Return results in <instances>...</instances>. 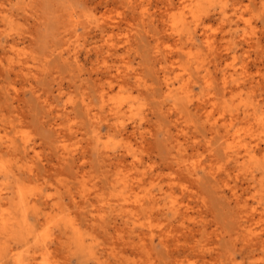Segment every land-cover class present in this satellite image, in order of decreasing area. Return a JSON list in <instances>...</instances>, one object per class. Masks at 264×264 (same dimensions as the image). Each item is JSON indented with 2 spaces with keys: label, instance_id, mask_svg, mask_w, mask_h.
Masks as SVG:
<instances>
[{
  "label": "rangeland",
  "instance_id": "374dc122",
  "mask_svg": "<svg viewBox=\"0 0 264 264\" xmlns=\"http://www.w3.org/2000/svg\"><path fill=\"white\" fill-rule=\"evenodd\" d=\"M263 119L264 0H0V264H264Z\"/></svg>",
  "mask_w": 264,
  "mask_h": 264
},
{
  "label": "bare ground",
  "instance_id": "6f19581e",
  "mask_svg": "<svg viewBox=\"0 0 264 264\" xmlns=\"http://www.w3.org/2000/svg\"><path fill=\"white\" fill-rule=\"evenodd\" d=\"M205 112H206V111H204V113H205ZM263 120H264V119H263ZM263 120H261V121H263ZM232 126H233V125H232ZM226 127H227V126H226ZM231 131H232V130H231ZM236 133H237V132H236ZM231 134H232V133H231ZM233 135H234V134H233ZM233 135H232V136H233ZM235 136H236V135H235ZM228 138H229V137H228ZM228 138L226 137V140H228ZM231 138H232V137H231ZM232 139H233V138H232ZM232 139H231V140H232ZM229 140H230V139H229ZM233 142H234V140H233ZM234 143L236 144V142H234ZM237 143H239V142H237ZM240 144H241V143H240ZM241 145H242V144H241ZM241 145H240V146H241ZM242 147H243V146H242ZM243 148H244V147H243ZM249 150H250V149H249ZM251 151H252V150H251ZM250 153H251V152H250ZM136 201H138V200H136Z\"/></svg>",
  "mask_w": 264,
  "mask_h": 264
}]
</instances>
